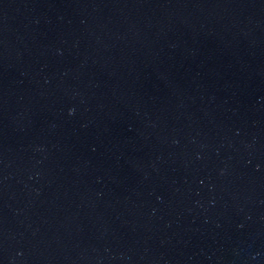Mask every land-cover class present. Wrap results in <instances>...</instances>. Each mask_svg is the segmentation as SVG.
<instances>
[{
    "label": "water",
    "instance_id": "1",
    "mask_svg": "<svg viewBox=\"0 0 264 264\" xmlns=\"http://www.w3.org/2000/svg\"><path fill=\"white\" fill-rule=\"evenodd\" d=\"M0 264H264V0H0Z\"/></svg>",
    "mask_w": 264,
    "mask_h": 264
}]
</instances>
